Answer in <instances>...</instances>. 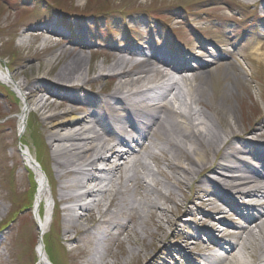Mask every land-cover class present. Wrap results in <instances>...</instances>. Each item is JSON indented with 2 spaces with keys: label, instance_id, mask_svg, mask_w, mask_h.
Returning a JSON list of instances; mask_svg holds the SVG:
<instances>
[{
  "label": "bare ground",
  "instance_id": "bare-ground-1",
  "mask_svg": "<svg viewBox=\"0 0 264 264\" xmlns=\"http://www.w3.org/2000/svg\"><path fill=\"white\" fill-rule=\"evenodd\" d=\"M248 2L254 8L264 5V0ZM81 4L75 0L71 7L79 9ZM175 9L167 12L177 14ZM25 33L42 45L60 48L54 61H47L50 70L45 78L23 83L17 75L3 72L0 64V81L25 92L17 93L25 104L34 106L32 113L28 106L23 109L21 131L30 115L41 129L38 144L23 139L28 147L25 162L39 184L35 191L43 239L39 264H53L49 246L65 251L73 242L84 245L90 264H156L163 253L173 264H264V223L259 217H264V119L257 126L241 129L232 107H228L231 98L226 88L218 87L216 98L222 101L212 104L207 100L205 83L200 81L215 70L213 66H232L222 57L216 65L209 61L202 64L207 57L200 51L212 43L222 45L221 40L201 41L199 37L194 50L186 55L187 63L185 54L178 50L167 54L129 41L128 49L110 52L107 75L115 85L104 95L87 88L91 72L84 76L83 69L89 63L85 54L90 48L83 42L65 37L51 21L30 26ZM254 37L246 41L252 46L253 57L261 61L257 45L262 43L264 30ZM236 40L230 43L231 50L239 45ZM29 42L23 39L21 45ZM37 60L31 55L26 58L30 68ZM174 72L181 75L180 81L173 80ZM221 102L226 108L220 107ZM120 145H125L126 154L118 152ZM139 145L141 151L137 152L134 148ZM41 146L52 153L42 165L32 153ZM151 163L166 166L172 177L160 168L156 172ZM141 170L153 173L156 180L157 175L175 180L180 191L201 178L214 191L201 193L210 194L198 199L190 215L193 220L185 224L187 204L179 207L172 194L164 193L157 181L151 184ZM209 173L215 178L209 179ZM138 187L137 198L123 196L130 188L136 193ZM30 191L32 199L34 190ZM46 199L50 206L45 213L40 203ZM164 200L173 208L164 207ZM216 201L223 208L206 213L202 210V206H212ZM236 203L250 209L249 221L241 218L237 223L240 219H233L240 217ZM53 206L56 209L51 217ZM55 225L63 236L48 244L45 237ZM235 231L239 233L236 242L223 241ZM179 233L185 235L188 248L200 246L204 252L201 260L191 259L183 249L171 245Z\"/></svg>",
  "mask_w": 264,
  "mask_h": 264
},
{
  "label": "rangeland",
  "instance_id": "rangeland-1",
  "mask_svg": "<svg viewBox=\"0 0 264 264\" xmlns=\"http://www.w3.org/2000/svg\"><path fill=\"white\" fill-rule=\"evenodd\" d=\"M74 1L0 0V64L3 72L10 76L17 75L18 80L23 83L47 76L50 70L47 61L53 60L60 48L42 45L40 40L25 32L30 26L48 21L66 35L63 36L83 42L90 48L85 54L89 63L85 64L83 69L84 76L88 70L91 72L87 76V88L104 95L115 85V81L107 75V68L112 61L110 52L128 49L127 42L140 46L151 45L152 48L161 50L170 47L168 53L178 50L186 55L194 50L195 41L199 37L202 38L201 41L215 38L225 42L226 45L222 47L227 48L228 53L220 50L221 46L218 47L215 43L207 45L205 47L209 49L199 50L207 57L202 60V64L210 61L216 65L221 54L222 59L229 58L232 66H213L215 70L211 71L212 73L203 75L200 81L206 85L207 100L212 104L213 101H222L220 97L216 98V92L219 86H223L231 98V104L227 106L232 107L231 112L236 115L241 129L249 125L257 126L264 119V37L261 39L262 43L257 45L258 52L263 56L261 61L253 57L252 46L246 41L253 38L256 32L264 30V5L250 7L252 4L248 0H81V7L73 9L71 5ZM173 8H176L177 14L167 12ZM63 15H67V18ZM71 15L74 17L70 19ZM77 23L80 24L79 27ZM23 39L30 41L27 46L21 45ZM233 40L238 41L239 45L232 52L230 43ZM28 55L39 59L33 62L34 68L27 64ZM39 68L43 69L42 72ZM17 92L23 95L25 93L10 89L0 82V264H39L42 237L35 210L37 178L25 162L24 154L28 147L23 139H28L31 144L37 143L41 129L36 119L30 115L27 126L21 131L23 109L28 106L32 113L34 106L25 104V99ZM220 107L226 108V104L221 102ZM249 122L251 124H248ZM34 148L32 153L35 157L38 156L41 165L44 160L48 161L52 157L48 149L41 146L40 151L36 153ZM156 152L159 154V151ZM151 165L156 172H159L160 168L172 177L166 166ZM183 165L187 166L186 163ZM140 173H143L151 184L157 181L167 195L172 194L179 207L183 203L187 204L188 214L183 217L185 224L193 220L190 215L195 210L194 205L199 203L198 199L210 194L201 193L214 191V187L202 183V178L192 187H185L180 191L175 180L170 182L165 176L159 175L156 180L153 173L142 170ZM207 177L211 179L215 178V175L209 173ZM30 189L34 190L32 199ZM137 191H140L139 187L136 193L130 188L123 196L128 199L137 198ZM162 204L166 208H173V205L165 200ZM220 207L222 204L216 201L212 206H202V210L206 213L212 211V208ZM238 212L240 218L248 219V210L239 207ZM96 218H100L99 213ZM234 218L239 219L237 216H233ZM229 220L232 221V218ZM86 226L90 225L86 223ZM184 229L188 231L186 227ZM181 234L171 239V245L183 249L185 256L201 260L204 252L200 246L195 244L188 248L185 235ZM213 234L220 239L219 234ZM61 235L55 225L45 239L47 238L46 241L50 244ZM238 238L239 233L235 231L228 233L223 241L236 242ZM83 239L87 240L88 236H83ZM49 250L53 264H90V254L79 242H73L65 251L54 245L51 249L49 246ZM114 251L119 252V249L114 248ZM163 262L173 264L165 253L159 256L156 264Z\"/></svg>",
  "mask_w": 264,
  "mask_h": 264
}]
</instances>
